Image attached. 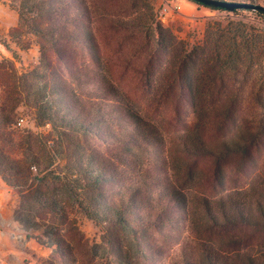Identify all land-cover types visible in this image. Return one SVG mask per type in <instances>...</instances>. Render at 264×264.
<instances>
[{
	"label": "trees",
	"instance_id": "obj_1",
	"mask_svg": "<svg viewBox=\"0 0 264 264\" xmlns=\"http://www.w3.org/2000/svg\"><path fill=\"white\" fill-rule=\"evenodd\" d=\"M188 1L215 14L190 45L138 10L106 15L99 0H12L11 35L29 37L37 58L23 72L0 58V178L20 193L52 181L66 194L52 210L58 233L94 230L81 253L53 236L60 264H264V167L233 187L222 177L227 158L264 147V6ZM102 21L144 33L143 65L131 66L144 98L98 44ZM166 116L178 124L169 137ZM210 128V141L199 136Z\"/></svg>",
	"mask_w": 264,
	"mask_h": 264
},
{
	"label": "rangeland",
	"instance_id": "obj_2",
	"mask_svg": "<svg viewBox=\"0 0 264 264\" xmlns=\"http://www.w3.org/2000/svg\"><path fill=\"white\" fill-rule=\"evenodd\" d=\"M254 1L264 6V0ZM99 3L101 12L106 15L113 14L123 17L138 10L147 18L157 19L178 41H182L186 45L199 43L206 21L215 17L214 13L188 0H99ZM17 16L12 0H0V58L11 59L19 72H23L28 70L30 64L36 60L37 46L26 36H21L17 41H14L15 33L12 35L11 33L16 26ZM131 31L127 28L113 30L107 21H102L97 40L100 46L113 54L115 62L121 67V71H117V75L127 83L133 96L140 100V98H144L145 94L141 84L143 75H140L139 72L133 73L131 66L142 67L147 44L143 32L138 30L136 33L130 34ZM4 44H7L9 48H5ZM63 49L66 56L74 52V48H69V45L64 46ZM124 67L129 71L124 72ZM179 95L181 94H177L174 99ZM248 99L249 96H247ZM164 102L163 100L162 103H159L160 108ZM185 103L181 102L178 106L180 117L188 112ZM249 104L244 102L243 106L248 107ZM164 106L168 115L176 108L171 102ZM160 108L155 112L151 108L150 113L157 120L156 113L160 112ZM21 116L23 117L20 119L23 121L22 123H26L33 131L38 130L29 115L24 113ZM162 122H164V129L161 130L166 132L169 137L173 129L178 126L177 120L174 116H166ZM41 129L43 128L39 130ZM212 131L214 132V129L210 128L199 133V136L210 141ZM263 149L262 146L254 147L249 156L227 158L222 172V177L226 178V187L247 182L257 166L264 167ZM62 164L63 161L59 163L60 166ZM200 168L204 173L202 177H206L208 175L206 173L210 169L209 161H202ZM200 188L199 191H203L202 186ZM22 192L21 194L18 189L6 185L0 178V199L2 197L4 200L0 202V264H60L61 256L54 253L50 246L53 236L54 238L57 235L65 237L73 247L74 251L72 250V252L80 253L83 251V246L86 245L84 241L88 237L96 240L94 230L88 225H84L81 232L76 231L80 239L73 237L75 234L73 231L64 232V235L61 232L58 233L62 224L52 218V210L56 204L66 199V194L62 189L54 187L52 181H44L40 185L35 183L33 187ZM64 230L66 231V228ZM62 252L63 256L67 258L75 256L72 252L69 253L67 248L62 249Z\"/></svg>",
	"mask_w": 264,
	"mask_h": 264
},
{
	"label": "crops",
	"instance_id": "obj_3",
	"mask_svg": "<svg viewBox=\"0 0 264 264\" xmlns=\"http://www.w3.org/2000/svg\"><path fill=\"white\" fill-rule=\"evenodd\" d=\"M0 200H1L0 202H3V201H4L2 197H1V199H0Z\"/></svg>",
	"mask_w": 264,
	"mask_h": 264
}]
</instances>
